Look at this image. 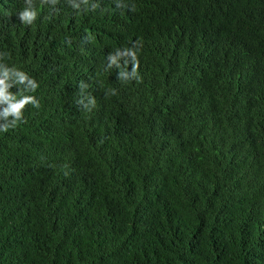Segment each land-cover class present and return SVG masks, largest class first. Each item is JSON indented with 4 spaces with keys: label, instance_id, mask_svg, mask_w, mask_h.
<instances>
[{
    "label": "trees",
    "instance_id": "1",
    "mask_svg": "<svg viewBox=\"0 0 264 264\" xmlns=\"http://www.w3.org/2000/svg\"><path fill=\"white\" fill-rule=\"evenodd\" d=\"M25 7L0 0L2 62L41 105L0 132V264H264V0Z\"/></svg>",
    "mask_w": 264,
    "mask_h": 264
},
{
    "label": "clouds",
    "instance_id": "2",
    "mask_svg": "<svg viewBox=\"0 0 264 264\" xmlns=\"http://www.w3.org/2000/svg\"><path fill=\"white\" fill-rule=\"evenodd\" d=\"M90 0H39V5L42 9V15L54 19L59 15L53 13V10L49 8L55 7L59 3H64V10L61 14L75 13L81 7V5H88ZM213 0H206L207 6ZM26 7L19 13V19L26 25H31L37 18V11L35 10L36 0H25ZM118 7L121 5H117ZM96 5H93L95 8ZM258 9L255 6L253 15L249 20L252 23L253 17L256 15ZM2 22V20H1ZM264 23V22H263ZM138 48L135 43L127 45L117 46L111 49V54L108 56V68L115 66L121 69V60L124 61V67L118 72V79L121 81H129L132 79L139 80L138 67L140 62L137 58ZM6 58V54H0V132H7L9 129H15L20 123L23 122L24 110L28 105L34 108H40V102L35 95L28 93H34L39 84L34 78L29 77L24 71L19 70L16 67H8L2 61ZM128 66H131V71L128 70ZM13 86L19 88V95L14 94L11 89ZM19 86H22L20 88ZM81 89V99L77 101L78 105L83 106L85 110L91 111V108L95 107L96 101L90 96H84L83 90L88 87L87 84L81 82L79 85ZM114 93V90L112 92ZM87 101V102H85Z\"/></svg>",
    "mask_w": 264,
    "mask_h": 264
}]
</instances>
